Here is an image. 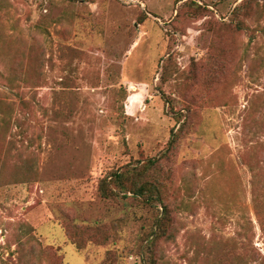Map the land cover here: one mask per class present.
<instances>
[{
    "label": "rangeland",
    "instance_id": "obj_1",
    "mask_svg": "<svg viewBox=\"0 0 264 264\" xmlns=\"http://www.w3.org/2000/svg\"><path fill=\"white\" fill-rule=\"evenodd\" d=\"M0 36V264H264V0H0ZM153 159L157 241L100 192Z\"/></svg>",
    "mask_w": 264,
    "mask_h": 264
},
{
    "label": "trees",
    "instance_id": "obj_2",
    "mask_svg": "<svg viewBox=\"0 0 264 264\" xmlns=\"http://www.w3.org/2000/svg\"><path fill=\"white\" fill-rule=\"evenodd\" d=\"M74 1H84V0H74ZM252 1H244V3L237 7L234 11V20L227 26L233 28L234 32H239L241 25L240 18L250 9ZM225 26V25H223ZM1 37V36H0ZM238 48L236 52H238ZM218 56V57H217ZM216 62L220 63V54L216 56ZM5 69L1 70L0 68V78H6ZM19 74V76L17 74ZM23 71L18 67H13L11 74L8 76L9 83L13 84L19 78H21ZM166 75V72H165ZM184 129L182 132L176 133L173 132L172 139L168 144L167 151L165 157H168L175 149L176 144L180 141L183 135ZM112 176V180L109 182V177ZM110 176H107L101 183V196L103 199L108 200L113 196H117L119 193H131L133 196H136L138 199L149 203L151 206H156V204H160L161 208L164 210L163 216L161 218L156 219V233H154V238L157 241L161 236L167 235L171 230V207L170 204L164 199L165 196V186L167 180L170 177V172H167L163 169V165L161 161L153 159L149 162L143 164L140 167L129 168L125 171L112 173ZM112 185L115 186L116 190L112 189ZM254 205L256 215L258 217L259 223L264 230V196L257 195L254 193ZM70 228V227H69ZM174 236L173 234L170 237ZM68 240L72 242V244L78 245V243L73 239V237L68 232ZM82 245L78 246V249L81 250ZM144 264H156V260L148 257Z\"/></svg>",
    "mask_w": 264,
    "mask_h": 264
}]
</instances>
